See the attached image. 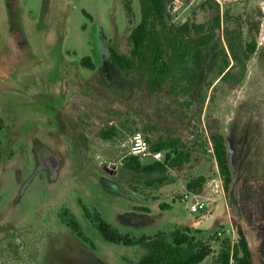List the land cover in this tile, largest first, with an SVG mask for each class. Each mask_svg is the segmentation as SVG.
<instances>
[{
  "label": "rangeland",
  "instance_id": "rangeland-1",
  "mask_svg": "<svg viewBox=\"0 0 264 264\" xmlns=\"http://www.w3.org/2000/svg\"><path fill=\"white\" fill-rule=\"evenodd\" d=\"M181 3L177 12L168 13L170 23L207 24L219 10L222 24L216 47L206 51L213 86L203 105L191 106L185 124H175L169 115L172 96L150 94L142 77L132 85L109 58L110 47L129 55L128 37L141 19L139 0H0V117L5 121L0 124L5 158L0 244H23L35 264H138L145 250L103 240L85 218V205L121 233L170 234L189 228L198 238H217L202 264H216L221 242L235 240L234 218L244 227L255 264H264V0ZM258 20L259 34L252 33L257 52L247 78L231 89L216 80L224 67L222 51L228 53L224 31L239 27L248 42L251 24ZM86 57L94 70L81 65ZM97 105L118 111L139 133L143 127L163 135L174 132L192 151L190 162L164 174L124 169L131 135L124 129L123 140L109 144L100 134L113 117L90 114L84 126L76 118ZM213 121L227 134L234 173L228 195L209 141ZM139 159L143 164L161 161ZM201 177L202 188L190 190L188 185ZM158 179L163 184L148 186ZM199 202L205 209L192 212ZM65 210L94 247L65 225Z\"/></svg>",
  "mask_w": 264,
  "mask_h": 264
},
{
  "label": "trees",
  "instance_id": "trees-1",
  "mask_svg": "<svg viewBox=\"0 0 264 264\" xmlns=\"http://www.w3.org/2000/svg\"><path fill=\"white\" fill-rule=\"evenodd\" d=\"M171 2V0H139L141 19L128 37L131 47L129 55L121 54L110 47L109 58L116 70L132 85L135 86L142 77L150 94L166 92L172 96V105L169 106L171 111L168 114L173 117V123L185 124L191 106L203 105L206 91L213 86L214 81H210L205 62L206 51L209 47H216L217 31L221 30L222 19L218 10L207 24L186 21L175 25L168 19L167 8ZM260 24V20L251 24L253 28H249L251 33L248 42L244 40L241 28L225 29L224 39L228 53L225 50L222 51L224 67L218 70L216 80L220 79L231 89L244 84L248 75L249 63L257 52L255 35L259 34ZM253 32L255 35L252 34ZM81 65L90 70L95 69L90 57L82 59ZM182 98L186 100L181 101ZM96 107H98L97 110L93 107L87 108L88 115H77L76 118L79 124L84 126L87 125L85 120L90 114H95L96 117L97 114L106 113L113 117L100 134L102 141L109 144L122 141L121 131L124 129L131 136L138 133V128L126 126V121L122 120L118 111L101 110L100 105ZM96 118L101 119L100 116ZM114 120H118V123H113ZM4 122L0 117V124ZM209 128V141L212 145L213 156L224 185V192L228 195L234 183V173L229 158L227 134L224 126L217 121H213ZM157 131L155 127H143L144 135H142L149 143L151 152L162 153V160L143 164L138 157L130 156L123 163L124 169L144 175L164 174L169 169H180L190 162L192 151L180 136L174 132L163 135L156 133ZM6 133L9 134L10 131ZM4 160L0 148V170ZM163 182V179L149 181L148 186L163 184ZM204 183L205 178L201 177L189 184L188 188L198 190ZM82 209L85 218L106 242L144 249L145 253L138 264H202L214 252L213 243L217 238H198L189 228H177L170 234L159 231L154 235L136 236L121 233L96 210H89L85 205H82ZM63 217L65 225L80 240L94 247L74 215L65 210ZM231 222L235 228L236 238L233 242L229 240L221 242L215 263L255 264L244 227L234 218ZM196 234L200 235L201 232L198 231ZM0 263L35 264L29 250L15 240L0 244Z\"/></svg>",
  "mask_w": 264,
  "mask_h": 264
},
{
  "label": "built area",
  "instance_id": "built-area-1",
  "mask_svg": "<svg viewBox=\"0 0 264 264\" xmlns=\"http://www.w3.org/2000/svg\"><path fill=\"white\" fill-rule=\"evenodd\" d=\"M181 0H172L170 5L168 6V12H177L179 8H181ZM128 151L129 156L131 157H146L151 156L155 161H160L162 158V153L157 152L153 153L150 152L149 143L142 135V133H135L134 135L130 136L128 139ZM205 209V204L203 202H199L194 205L191 210L192 212H200Z\"/></svg>",
  "mask_w": 264,
  "mask_h": 264
}]
</instances>
